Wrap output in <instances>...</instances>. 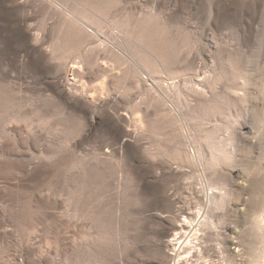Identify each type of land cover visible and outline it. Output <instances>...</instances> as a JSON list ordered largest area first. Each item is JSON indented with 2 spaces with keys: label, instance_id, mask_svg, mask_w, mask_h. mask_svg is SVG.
Masks as SVG:
<instances>
[{
  "label": "rangeland",
  "instance_id": "obj_1",
  "mask_svg": "<svg viewBox=\"0 0 264 264\" xmlns=\"http://www.w3.org/2000/svg\"><path fill=\"white\" fill-rule=\"evenodd\" d=\"M180 206L264 264V0H0V264H172Z\"/></svg>",
  "mask_w": 264,
  "mask_h": 264
},
{
  "label": "bare ground",
  "instance_id": "obj_2",
  "mask_svg": "<svg viewBox=\"0 0 264 264\" xmlns=\"http://www.w3.org/2000/svg\"><path fill=\"white\" fill-rule=\"evenodd\" d=\"M114 50L115 47H111L108 44L102 42L95 53L102 52L108 54L109 52H113ZM76 69H79V67L77 65H74L73 70L76 71ZM211 82V77L207 75L203 76L202 78L199 77L198 79H194L191 81V85L189 86L188 90H186V93L189 96H193V98L197 102L208 100V98L212 94L210 88ZM176 84V82H170L167 83L166 86L168 88H174L177 87ZM148 98L149 100L153 101V106H155L156 108H158L160 101H164V99H157L156 96L151 92ZM142 113L145 117H148L149 115V111L146 109L142 110ZM138 121L141 122L137 126L138 130L140 131L143 129L144 125L142 120ZM210 194L212 195L214 193L211 192ZM210 194H208V198L212 197L210 196ZM210 223L212 224L214 222L211 221L209 213L205 208H198L193 206H180L178 208V223L175 225V229L177 232L172 235V237L167 242V246L173 249V253L171 254L172 264H202V260L200 261V259H202L203 257V249L201 248V246L205 235L203 229Z\"/></svg>",
  "mask_w": 264,
  "mask_h": 264
}]
</instances>
